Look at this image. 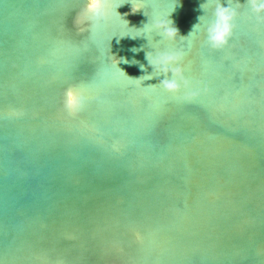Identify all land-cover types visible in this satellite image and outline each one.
I'll list each match as a JSON object with an SVG mask.
<instances>
[{"label":"water","instance_id":"obj_1","mask_svg":"<svg viewBox=\"0 0 264 264\" xmlns=\"http://www.w3.org/2000/svg\"><path fill=\"white\" fill-rule=\"evenodd\" d=\"M216 2L0 0V264H264V22L220 0L213 50ZM170 13L199 24L158 45ZM154 47L183 49L195 96L130 79Z\"/></svg>","mask_w":264,"mask_h":264},{"label":"clouds","instance_id":"obj_2","mask_svg":"<svg viewBox=\"0 0 264 264\" xmlns=\"http://www.w3.org/2000/svg\"><path fill=\"white\" fill-rule=\"evenodd\" d=\"M105 2L106 0H86L82 13L84 19L87 20L91 17L102 16L104 14L103 10ZM249 6L252 12L257 16L258 22H264V0H249ZM239 7V3H237L235 7L230 3H228V6H224L220 0L215 3V7L211 12L212 19L207 23L205 28L206 43L211 49L218 50L228 45L235 28L234 21L238 16L237 9ZM200 8L204 12L205 4L202 3ZM170 15L171 13L168 18L156 19L151 24L150 30L156 32L161 37V39L157 41L158 45L175 42L177 38H188L193 35V29L197 28L199 24H195L188 35L183 36L179 33L178 28L175 27L173 21L169 18ZM198 19L200 22L201 16ZM136 29L142 31L143 27ZM131 38L135 39L137 37ZM133 51L135 52L137 50L133 49ZM184 55L183 49L154 47L152 50L146 52L148 66H150L153 71L150 74L142 75L139 78H129L140 80L141 77H143V83L146 80H151L154 77H160L162 75L164 78L159 81L158 86L165 92L175 94L183 91L188 97L195 96L197 93L192 91V82L184 74ZM124 62L128 63L127 60ZM118 63L119 61H117V64ZM132 63H136V61H132ZM140 67L142 71L145 70L144 65H140ZM150 86L156 87L157 85ZM66 95V107L69 110L79 105L81 97L78 92L70 89Z\"/></svg>","mask_w":264,"mask_h":264}]
</instances>
